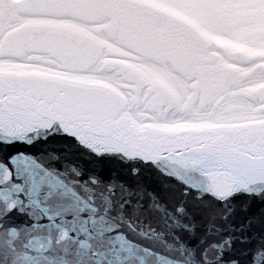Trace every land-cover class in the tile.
I'll use <instances>...</instances> for the list:
<instances>
[{"label": "snow or ice", "instance_id": "snow-or-ice-1", "mask_svg": "<svg viewBox=\"0 0 264 264\" xmlns=\"http://www.w3.org/2000/svg\"><path fill=\"white\" fill-rule=\"evenodd\" d=\"M82 7L0 0V264H264V0Z\"/></svg>", "mask_w": 264, "mask_h": 264}, {"label": "water", "instance_id": "water-1", "mask_svg": "<svg viewBox=\"0 0 264 264\" xmlns=\"http://www.w3.org/2000/svg\"><path fill=\"white\" fill-rule=\"evenodd\" d=\"M77 2L81 3L82 5H84V7H82L80 9L81 14L85 15L86 17L89 16V13L91 11H93L91 8L88 7V3L89 0H77ZM103 43V42H101ZM104 44H107L106 42H104ZM111 50L116 51V48H114L111 45H107ZM244 56H248V57H255V56H251L248 54H244L242 53ZM264 86V85H260L259 87ZM111 164L113 166L116 167H120L122 168V165H119V162L115 160V158L111 159ZM194 211H196L197 213L201 214V219L199 221H197V223L199 224H211L213 229H223L225 231V234L223 232H215L213 231V234L209 237V239H219V240H224L227 239V234H231V227L233 224L232 219L230 218L228 221H225L223 219H221L220 217V213L223 211L222 208H220L217 205H212L209 209L205 210L203 208L197 207L196 209H194ZM192 242H189V245L191 246Z\"/></svg>", "mask_w": 264, "mask_h": 264}, {"label": "bare ground", "instance_id": "bare-ground-1", "mask_svg": "<svg viewBox=\"0 0 264 264\" xmlns=\"http://www.w3.org/2000/svg\"><path fill=\"white\" fill-rule=\"evenodd\" d=\"M207 34L209 36H211L213 40H215L214 38H216L217 40L226 41L229 45H232V46L245 47L246 49H249V50H260V51L264 52V47H251L248 44H246L240 40H229V39H226L224 37L214 36L211 33H207Z\"/></svg>", "mask_w": 264, "mask_h": 264}, {"label": "rangeland", "instance_id": "rangeland-1", "mask_svg": "<svg viewBox=\"0 0 264 264\" xmlns=\"http://www.w3.org/2000/svg\"><path fill=\"white\" fill-rule=\"evenodd\" d=\"M210 40V39H209Z\"/></svg>", "mask_w": 264, "mask_h": 264}]
</instances>
